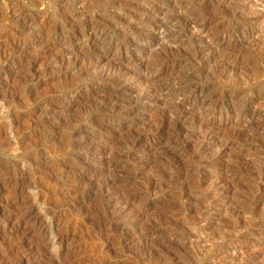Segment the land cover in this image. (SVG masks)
<instances>
[{
  "label": "rangeland",
  "instance_id": "obj_1",
  "mask_svg": "<svg viewBox=\"0 0 264 264\" xmlns=\"http://www.w3.org/2000/svg\"><path fill=\"white\" fill-rule=\"evenodd\" d=\"M0 264H264V0H0Z\"/></svg>",
  "mask_w": 264,
  "mask_h": 264
},
{
  "label": "bare ground",
  "instance_id": "obj_2",
  "mask_svg": "<svg viewBox=\"0 0 264 264\" xmlns=\"http://www.w3.org/2000/svg\"><path fill=\"white\" fill-rule=\"evenodd\" d=\"M243 169H245V168H243Z\"/></svg>",
  "mask_w": 264,
  "mask_h": 264
}]
</instances>
